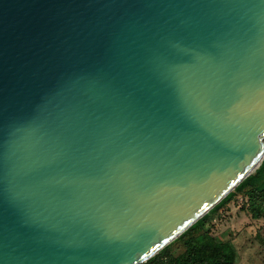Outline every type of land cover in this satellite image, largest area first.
I'll return each mask as SVG.
<instances>
[{
	"label": "water",
	"instance_id": "95a60500",
	"mask_svg": "<svg viewBox=\"0 0 264 264\" xmlns=\"http://www.w3.org/2000/svg\"><path fill=\"white\" fill-rule=\"evenodd\" d=\"M264 161V0H0V264H143Z\"/></svg>",
	"mask_w": 264,
	"mask_h": 264
},
{
	"label": "trees",
	"instance_id": "16d2710c",
	"mask_svg": "<svg viewBox=\"0 0 264 264\" xmlns=\"http://www.w3.org/2000/svg\"><path fill=\"white\" fill-rule=\"evenodd\" d=\"M239 195L249 199V208L255 217L263 216L264 161L210 212L143 264H236V250L231 243L219 241L212 235L202 232L201 228L211 215L216 214Z\"/></svg>",
	"mask_w": 264,
	"mask_h": 264
},
{
	"label": "rangeland",
	"instance_id": "374dc122",
	"mask_svg": "<svg viewBox=\"0 0 264 264\" xmlns=\"http://www.w3.org/2000/svg\"><path fill=\"white\" fill-rule=\"evenodd\" d=\"M201 231L231 243L236 250V264H264V214L255 217L244 195L211 215Z\"/></svg>",
	"mask_w": 264,
	"mask_h": 264
}]
</instances>
